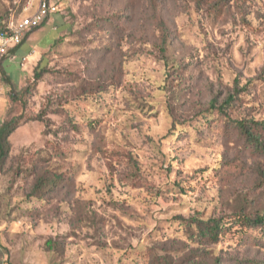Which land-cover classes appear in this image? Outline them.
<instances>
[{"label": "rangeland", "instance_id": "374dc122", "mask_svg": "<svg viewBox=\"0 0 264 264\" xmlns=\"http://www.w3.org/2000/svg\"><path fill=\"white\" fill-rule=\"evenodd\" d=\"M49 1L59 12L23 48L39 55L4 67L0 125L31 120L0 171V264H264V247L191 235L195 218L264 212L249 148L200 116L238 82L232 116L264 120V0H228L217 16L208 0ZM37 4L0 0L4 28ZM40 58L49 72L23 108L9 91ZM235 157L243 168L215 170ZM49 175L59 188L33 192Z\"/></svg>", "mask_w": 264, "mask_h": 264}, {"label": "trees", "instance_id": "16d2710c", "mask_svg": "<svg viewBox=\"0 0 264 264\" xmlns=\"http://www.w3.org/2000/svg\"><path fill=\"white\" fill-rule=\"evenodd\" d=\"M47 1L52 3L49 0ZM227 1L228 0H208L210 7L212 8V12L215 16L222 13V9L227 4ZM52 4L56 5L59 10L57 4ZM58 10L56 14L59 12ZM3 19L4 18L1 16L0 31L2 29H5ZM37 29L38 28L34 29L33 31ZM13 50H11V52ZM41 62L42 58L38 60V63L32 71V81H26V86L24 88H22L18 92H14V90L10 89L11 91H9V96L11 102L19 104L23 108L26 107V103L28 99L33 96V92L35 91L37 84L42 81L43 77L49 72L48 68L41 67ZM0 76L4 87L12 88V82L10 81V79L3 76L1 72ZM238 87V82H235L231 93H229L220 104L217 103L215 99H212L208 103L207 107L200 112V116L207 122L215 121L221 124L224 131L228 130L229 132H234L236 137L243 140L245 145L249 148L250 154L256 160V163L254 165V173L257 175V179L255 180L254 186L261 187L262 190H264V120L247 119L239 116H232L237 111V106L240 99L239 95L243 94L242 92L245 90V88L247 89L246 86L241 88ZM34 119L41 121L42 117H34ZM27 120L29 121L31 119H25L22 115L14 116L3 121V123L0 125V171L9 158L11 149L9 140L10 136L21 125V123ZM129 162L132 164L131 160ZM236 168H243V164L238 162V157H235L232 160L223 159V161H220L219 167L215 170L222 171L223 175L225 174L224 176H228L229 173ZM61 180V177L56 176H40L37 179L35 188H33V192L36 191L37 188H41V186L48 187L47 189L49 191L56 190L57 188H59L58 185H60L59 183H61ZM193 220V225L191 227L193 229L191 235L194 242L209 241L212 244H218L224 241L228 235H232V237L237 238L238 243L264 247L263 211L244 212L243 209H238L230 215L221 219L209 218L204 221L195 218ZM251 229L259 231H256V235H248L247 230ZM50 242L51 241H47L45 244L48 245L50 244Z\"/></svg>", "mask_w": 264, "mask_h": 264}, {"label": "built area", "instance_id": "2783aa9c", "mask_svg": "<svg viewBox=\"0 0 264 264\" xmlns=\"http://www.w3.org/2000/svg\"><path fill=\"white\" fill-rule=\"evenodd\" d=\"M58 8L56 5L47 0H38L36 10L23 19H20L16 24L2 29L0 31V66L4 59L10 57L11 50L22 44L30 31L39 28L52 15L56 14ZM26 63V57L22 58L20 66L23 67ZM4 85L0 76V95H2Z\"/></svg>", "mask_w": 264, "mask_h": 264}, {"label": "crops", "instance_id": "0c3cea01", "mask_svg": "<svg viewBox=\"0 0 264 264\" xmlns=\"http://www.w3.org/2000/svg\"><path fill=\"white\" fill-rule=\"evenodd\" d=\"M27 37H28V35H27ZM27 37H26V39H27ZM26 39L22 42L21 45H19L16 49H14V50L11 52L10 57H8L7 59H4V60L2 61V63H1V66H0L1 71H0V72H1V74H2L3 76H5L6 78H9L10 81H11L10 75L5 71L4 67H5V65H6L7 62H10V61H9L10 59L14 58V55L16 56V54L19 52V53L21 54V57H22V58L26 57V63H27V61H28V58L32 57V56L35 55L36 53L39 55L38 51H36L35 49H29L27 52H25V51L23 50ZM17 55H18V54H17ZM22 58H21V60H22ZM37 59H38V58H37ZM37 59H36V60H37ZM20 62H21V61H20ZM35 62H36V61H35ZM26 63H25V65H26ZM25 65H24L23 67H25ZM20 67H21V66H20ZM11 82H12V84H13V81H11Z\"/></svg>", "mask_w": 264, "mask_h": 264}]
</instances>
